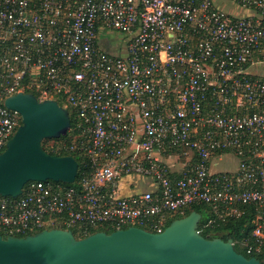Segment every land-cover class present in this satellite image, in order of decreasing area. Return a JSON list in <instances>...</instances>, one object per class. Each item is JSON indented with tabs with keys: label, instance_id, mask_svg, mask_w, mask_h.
Instances as JSON below:
<instances>
[{
	"label": "built area",
	"instance_id": "2783aa9c",
	"mask_svg": "<svg viewBox=\"0 0 264 264\" xmlns=\"http://www.w3.org/2000/svg\"><path fill=\"white\" fill-rule=\"evenodd\" d=\"M224 1L246 14L220 0H0V152L20 125L4 99L37 91L74 117L71 145L49 146L86 159L71 184L0 197L2 237L158 233L202 204L205 227L248 216L240 244L264 257V78L251 73L264 64V0ZM102 33L123 51L100 48Z\"/></svg>",
	"mask_w": 264,
	"mask_h": 264
},
{
	"label": "water",
	"instance_id": "95a60500",
	"mask_svg": "<svg viewBox=\"0 0 264 264\" xmlns=\"http://www.w3.org/2000/svg\"><path fill=\"white\" fill-rule=\"evenodd\" d=\"M4 105L19 114L20 125L0 152V197H18L31 181L73 183L76 159L49 154L42 146L44 140L67 135V108L30 92L10 95ZM200 220L201 215L191 211L158 233L130 226L82 238L59 228L21 237L0 235V264H262L238 253L231 238L201 235Z\"/></svg>",
	"mask_w": 264,
	"mask_h": 264
},
{
	"label": "trees",
	"instance_id": "16d2710c",
	"mask_svg": "<svg viewBox=\"0 0 264 264\" xmlns=\"http://www.w3.org/2000/svg\"><path fill=\"white\" fill-rule=\"evenodd\" d=\"M27 92H29V91H27ZM30 93H33L36 97H39V93L37 91H30ZM56 98H57L59 105H62V101H60L58 99V97H56ZM73 119H74V117L71 115V122ZM72 126H73V123H72ZM73 133H74V131H73V127H72V130L69 131L66 136H61V137L56 138V139L44 140L42 142V146H43L44 150L49 154L73 156L76 159V161L79 163V175H78V178H79L81 172L85 168L83 165V161H86V159L83 156L78 155L76 152L70 151L68 148L56 150L55 144L53 146H49V144H48V142L51 141V142H54L57 144H61L62 146H70L72 143ZM191 211H196L201 215V220H200L199 225H198V231L201 235H203L204 237H207V238L219 237L223 240L231 238L233 241V245H234V247L238 253L243 254L247 258L255 256L257 259H259L261 261L262 264H264V257L262 255L248 254L244 251V249L242 248V246L240 244V241L247 234L248 229H247L246 224L249 221L248 216L244 215L238 219H228L227 221H224V222L217 221L214 225L209 226V227H205L204 224H205V221L207 218V212H206L205 206L202 204H196V205H193L189 210L185 211L183 214L177 213V214L171 215L166 222V226L172 220L186 216ZM68 229L71 230V232L73 233V235L76 238H82V237H84L88 234L94 233L96 231H101L99 229L88 230L86 233H84L82 231V229H80L76 226H71ZM104 230L107 233L112 231L109 229H104ZM21 236H24V235H20L19 237H21Z\"/></svg>",
	"mask_w": 264,
	"mask_h": 264
},
{
	"label": "rangeland",
	"instance_id": "374dc122",
	"mask_svg": "<svg viewBox=\"0 0 264 264\" xmlns=\"http://www.w3.org/2000/svg\"><path fill=\"white\" fill-rule=\"evenodd\" d=\"M218 4L220 5V7H222V9L224 11L233 12V13H235L237 15L246 14V12L236 9V8L232 7L230 4H228L226 2H221V3H218ZM118 37L120 38L121 35H118V34L114 35V39H117ZM121 44H122V42H121ZM118 45H120V44L118 43ZM115 46H116V44H115ZM254 68H257V69H254ZM251 71L253 73L259 75L260 77L264 78V65L252 67ZM62 105H65V104L62 103ZM232 164H233V160H231L230 157H224L222 162L218 165V168L228 170V169L231 168ZM143 188L144 187L141 184H139V185L136 186L135 190H142Z\"/></svg>",
	"mask_w": 264,
	"mask_h": 264
},
{
	"label": "crops",
	"instance_id": "0c3cea01",
	"mask_svg": "<svg viewBox=\"0 0 264 264\" xmlns=\"http://www.w3.org/2000/svg\"><path fill=\"white\" fill-rule=\"evenodd\" d=\"M220 1L221 2H226L224 0H220ZM226 3H228V2H226ZM114 35L115 34H113V33H109V34L102 33L100 35L99 40H98L99 46H100V48H102L103 50H105V51H107L109 53H114V54L115 53H121L123 51L122 44H121L120 41H116V39H114ZM118 43L120 45H118ZM115 44H116V46H115ZM262 65H264V64H260L258 66H262ZM254 69H257V68H254ZM251 73L254 74V75H257L255 73H253L252 71H251ZM257 76H259V75H257Z\"/></svg>",
	"mask_w": 264,
	"mask_h": 264
}]
</instances>
